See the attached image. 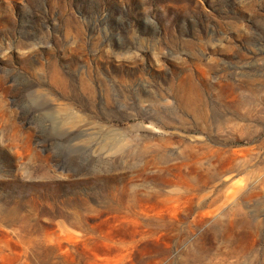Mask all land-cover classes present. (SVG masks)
Listing matches in <instances>:
<instances>
[{
	"label": "rangeland",
	"instance_id": "rangeland-1",
	"mask_svg": "<svg viewBox=\"0 0 264 264\" xmlns=\"http://www.w3.org/2000/svg\"><path fill=\"white\" fill-rule=\"evenodd\" d=\"M0 264H264V0H0Z\"/></svg>",
	"mask_w": 264,
	"mask_h": 264
},
{
	"label": "bare ground",
	"instance_id": "bare-ground-1",
	"mask_svg": "<svg viewBox=\"0 0 264 264\" xmlns=\"http://www.w3.org/2000/svg\"><path fill=\"white\" fill-rule=\"evenodd\" d=\"M225 75V74H224ZM224 78V80H226L227 82H229L230 84H232L233 82L228 78V76H223ZM202 100V99H201ZM200 100V101H201ZM189 101V100H188ZM187 101V102H188ZM186 103V102H185ZM187 104V103H186ZM199 104V103H198ZM202 104V103H201ZM185 105V104H184ZM217 105H219V104H217ZM196 106V105H195ZM202 106V105H201ZM186 107V106H185ZM197 107V106H196ZM223 107V106H222ZM192 108V107H191ZM194 108V107H193ZM204 114V113H203ZM232 124H234V123H232ZM230 125V124H229ZM232 126V125H231Z\"/></svg>",
	"mask_w": 264,
	"mask_h": 264
}]
</instances>
